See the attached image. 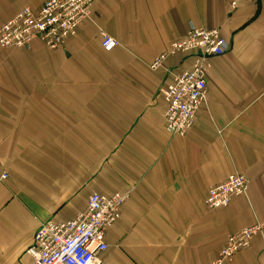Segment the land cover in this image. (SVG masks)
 Instances as JSON below:
<instances>
[{
  "label": "crops",
  "instance_id": "0c3cea01",
  "mask_svg": "<svg viewBox=\"0 0 264 264\" xmlns=\"http://www.w3.org/2000/svg\"><path fill=\"white\" fill-rule=\"evenodd\" d=\"M46 1L0 0V26ZM193 26L232 48L211 60L207 100L176 138L162 91L193 59L151 64ZM233 174L248 193L209 209V189ZM118 192L129 198L107 264H211L229 236L264 225V0H97L60 50L0 48V264H31L40 224ZM227 264H264V232Z\"/></svg>",
  "mask_w": 264,
  "mask_h": 264
},
{
  "label": "built area",
  "instance_id": "2783aa9c",
  "mask_svg": "<svg viewBox=\"0 0 264 264\" xmlns=\"http://www.w3.org/2000/svg\"><path fill=\"white\" fill-rule=\"evenodd\" d=\"M96 1L47 0L37 12L24 8L0 26V48L31 50L39 42L49 50H60L91 18ZM232 6L235 8L237 4L232 3ZM117 45L112 37L102 34L104 50L112 51ZM231 48L220 29L193 26L187 38L173 42L151 64V69L157 70L170 57L179 54L193 59L191 69L174 76L162 91L166 102L165 128L172 137L185 138L194 127L198 112L208 97L207 75L211 60L225 56ZM249 186L250 181L245 175H230L209 189L206 206L211 210L226 208L233 198L245 196ZM128 198L129 193H93L86 211L75 219L40 224L27 250L31 264H107L103 258L108 251L106 232L120 220ZM263 232L264 225L257 222L229 236L218 258L211 264L232 262L239 251L249 248L254 238Z\"/></svg>",
  "mask_w": 264,
  "mask_h": 264
}]
</instances>
